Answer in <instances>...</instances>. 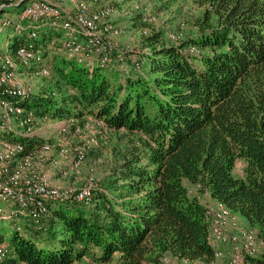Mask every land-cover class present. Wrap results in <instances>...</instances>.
<instances>
[{
  "label": "trees",
  "instance_id": "1",
  "mask_svg": "<svg viewBox=\"0 0 264 264\" xmlns=\"http://www.w3.org/2000/svg\"><path fill=\"white\" fill-rule=\"evenodd\" d=\"M191 2L202 9L197 31L176 43L149 32L150 51L129 69L50 62L51 88L23 106L38 119L103 120L116 162L90 204L50 203L42 229L22 217L0 264L213 262L202 193L264 240V0ZM9 36L7 50L32 41L28 30ZM246 264H264V250Z\"/></svg>",
  "mask_w": 264,
  "mask_h": 264
},
{
  "label": "built area",
  "instance_id": "2",
  "mask_svg": "<svg viewBox=\"0 0 264 264\" xmlns=\"http://www.w3.org/2000/svg\"><path fill=\"white\" fill-rule=\"evenodd\" d=\"M23 1L7 0V3L0 6V11L23 6L20 20L17 22L12 19L4 20L0 24V31L12 27L14 33L19 35L24 30H30L32 39L28 44L17 47L15 51H6L0 55V131L17 133L21 138H29L34 133L38 120L41 119L36 118L31 109L23 106V102L31 97L32 89L16 82L15 78L21 68L26 69L25 71L37 68L36 74L41 77H48L51 73L44 51L33 41L37 38L36 31L39 25L63 32V40L55 42L50 39L47 49L55 52L56 50H53L59 46L61 51L71 56L78 64L90 69L95 66L104 68L112 66V55L116 52L113 41L126 34L127 30L112 21L115 13L113 7L91 12L92 6L101 0H70L75 6L74 14L62 9L61 5L67 0ZM26 21L30 23L27 24ZM141 22L143 27L140 33L147 36L149 26L156 20L151 15H145ZM183 38L182 32L168 33V39L172 42H179ZM189 52L199 54L200 50L197 46H191ZM124 53L117 52L118 60H123ZM135 66L139 68L140 63L136 62ZM121 69H125L123 65ZM84 121L81 125L74 118L59 120L57 132L62 136L71 132L80 135L84 129L96 132L97 129L106 126L103 120L97 118H88ZM51 142L52 140L48 139L38 147L28 149L24 143L0 134V221L29 217L39 229H42L44 218L50 213V203L72 200L90 204L93 201V192L97 187L94 177H89L86 184L77 191L51 186L49 177L40 168L41 163L52 152ZM74 151L71 169L78 175L86 161V151L83 147ZM68 153L67 143L60 142L59 155L63 157ZM9 205L14 207H7ZM207 216L211 223L210 240L224 247L231 246V257L227 264H243L247 257L256 256L264 250V240L258 236L257 231L254 228L241 229L236 214L225 205L222 204L217 209L207 207ZM9 252V246L0 242V262L7 258ZM223 257L222 249L215 251V260ZM169 262L165 259L166 264ZM182 264L196 262L182 260Z\"/></svg>",
  "mask_w": 264,
  "mask_h": 264
},
{
  "label": "rangeland",
  "instance_id": "3",
  "mask_svg": "<svg viewBox=\"0 0 264 264\" xmlns=\"http://www.w3.org/2000/svg\"><path fill=\"white\" fill-rule=\"evenodd\" d=\"M66 2L71 1L67 0ZM5 3H7V0H0V6ZM99 3V8H105L108 6L113 7L115 9V13L112 16V21L116 25L127 30L126 34L120 38L114 39L113 43L116 52L112 55V66L121 68L123 65L126 69H129L135 60L144 62L143 57L150 51L146 47V36L141 35L140 33V30L143 27L141 22L143 16L151 15V17H154L156 20V22L150 25L148 28L150 34H153L154 32H160L163 34L164 40L167 41L166 36L170 32H182L185 37L189 34H192L193 32H196L197 29L194 26V21L197 20L202 13V9L192 3L191 0H165L164 2L160 3L156 0H137L136 2L134 0H102ZM73 7V11L69 13L74 14L76 12L74 3ZM22 9L23 6L19 8L16 7L15 9L10 7L0 11V24L6 19H12L14 22L19 21L22 14ZM26 22L27 24L30 23V21ZM23 24H26L25 21ZM14 31V28L6 27L2 32H0V47H3L4 50L8 42H12L9 35ZM39 31L40 29H37L36 33ZM28 32L30 33V30H28ZM40 35L43 37L42 34H38L37 41L41 40ZM57 39L63 40L62 37H58L53 38V41L56 42L58 41ZM40 47L43 49V46ZM53 51L58 52L56 58L60 57L65 58L66 60L72 59L71 56L66 54L64 51H61L59 46H57ZM121 51L125 52L123 54L122 61L118 60L117 54V52ZM50 52L51 51L49 49L46 47L44 48V57H46V60L49 62V64L51 62V58H49ZM54 57L55 56L52 57L53 60ZM36 72L37 68L31 69L27 72L29 74L26 79L23 76H17L15 80L20 84L29 86L32 89V94H37L39 90H42L48 86L51 88L54 79L52 76L53 74L46 78L37 75ZM57 122L58 120H52L51 118L41 119L38 120V123L35 127L37 129L40 128L42 131L52 130L55 135L54 139H52L53 141L50 144L53 146L52 154L50 153L49 156L45 158L43 163H41V170L46 173L51 181V186L55 188L77 191L86 184L89 177H94L97 182V189L99 184L104 181V178L109 175L110 168L113 166L114 162H116V154L114 152L113 146L118 143L117 138L109 135L105 130V127L97 129L96 132H90L89 130L84 129L80 135L71 132L68 135L62 136L57 132ZM83 122L85 121L83 120ZM79 124L81 123L79 122ZM18 137L20 138V136L17 134V139H19ZM62 141L66 142L69 148L68 155L63 157L59 155V144ZM39 145L40 144H36L37 147ZM82 147L85 148L86 151V161L82 166L81 172L76 175L71 169L72 161L75 157L74 150L76 148ZM52 160H54L56 163H53ZM202 194L205 195V193ZM205 198L206 201L209 203L211 202L210 204H207V207L210 209H217L222 205L217 200L212 201L214 199L209 194L205 195ZM236 217L241 229L251 227L246 218L242 217L241 215H236ZM18 227H21V220H18V218L1 220L0 235L4 237L1 244L9 245L8 237ZM210 243L214 251L222 249V246L215 241L210 240ZM223 251L224 257L222 259L217 258L214 260L215 263L214 261L210 263L227 264L231 257V246L226 245L225 250ZM166 259H172L170 260L171 262L169 264H181L174 263L173 258L168 257ZM84 262L85 261L82 260L76 264H84ZM195 262L196 264H209L202 261ZM243 264H246V259L243 261Z\"/></svg>",
  "mask_w": 264,
  "mask_h": 264
},
{
  "label": "crops",
  "instance_id": "4",
  "mask_svg": "<svg viewBox=\"0 0 264 264\" xmlns=\"http://www.w3.org/2000/svg\"><path fill=\"white\" fill-rule=\"evenodd\" d=\"M99 4L100 3H98V4H95L92 8H91V12H93V11H96L97 9H99ZM61 7H62V9L65 11V12H71V11H73V9H74V7H73V3L72 2H66V3H63L62 5H61ZM38 29H40V31L39 32H42V33H45V35H46V39H45V41H46V45H47V43L50 41V39H53V38H58V37H62L63 38V32H62V30H53V29H51L50 27H48V26H39V28ZM58 40V42L59 41H62L61 39L59 40V39H57ZM3 48V47H2ZM1 48V49H2ZM6 51H10V50H7V49H5L4 50V52H6ZM12 52H13V50H11ZM10 51V52H11ZM57 53L58 52H50V55H49V58H51V61L53 60L52 59V57L53 56H56L57 55ZM54 54V55H53ZM48 58V57H47ZM26 69H23V68H21L20 69V72H19V75L18 76H23L25 79L28 77V74L29 73H27L28 71H25ZM86 118H84L83 120H85ZM83 120H79V121H83ZM0 134L1 135H4V136H6L7 138H10V139H14V138H16L17 139V133H12V132H3V131H0ZM54 132L52 131V130H48V131H42L40 128H35V131H34V133L31 135V137L32 138H38V140H40L41 142H43V141H47L48 139H54ZM31 137H29V138H31ZM43 140V141H42ZM53 141V140H52ZM37 146H36V144H34V147L33 148H36ZM51 154H52V152H51ZM239 165H241V163H239ZM50 166H52V165H50ZM53 167V166H52ZM205 195H207V193H205ZM205 195L204 194H201L200 195V201L207 207V204L209 203L208 201H206V198H205ZM214 199V198H213ZM212 201H215V199L214 200H212ZM211 203V202H210ZM209 203V204H210ZM11 206L12 205H9V206H7V207H9V208H11ZM14 207V206H13ZM236 214V213H235ZM236 215H238V214H236ZM21 220V219H20ZM246 228H252V227H246ZM222 250H225V247L224 246H222ZM170 260H172V259H170ZM173 262L174 263H181L182 264V261H178V260H176V259H173Z\"/></svg>",
  "mask_w": 264,
  "mask_h": 264
},
{
  "label": "water",
  "instance_id": "5",
  "mask_svg": "<svg viewBox=\"0 0 264 264\" xmlns=\"http://www.w3.org/2000/svg\"><path fill=\"white\" fill-rule=\"evenodd\" d=\"M23 2H25V0Z\"/></svg>",
  "mask_w": 264,
  "mask_h": 264
}]
</instances>
